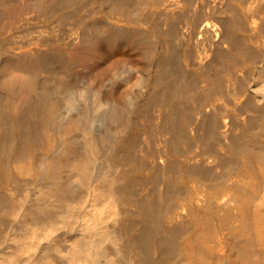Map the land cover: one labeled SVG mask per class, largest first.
Here are the masks:
<instances>
[{
  "label": "bare ground",
  "instance_id": "obj_1",
  "mask_svg": "<svg viewBox=\"0 0 264 264\" xmlns=\"http://www.w3.org/2000/svg\"><path fill=\"white\" fill-rule=\"evenodd\" d=\"M0 264H264V0H0Z\"/></svg>",
  "mask_w": 264,
  "mask_h": 264
}]
</instances>
